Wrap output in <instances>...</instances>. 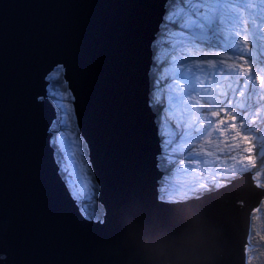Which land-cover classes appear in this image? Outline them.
<instances>
[{
	"label": "water",
	"instance_id": "obj_1",
	"mask_svg": "<svg viewBox=\"0 0 264 264\" xmlns=\"http://www.w3.org/2000/svg\"><path fill=\"white\" fill-rule=\"evenodd\" d=\"M166 3L0 0V264H247L264 201L254 175L160 199L149 91ZM57 69L101 221L83 215L60 174L51 131L59 110L48 91Z\"/></svg>",
	"mask_w": 264,
	"mask_h": 264
},
{
	"label": "snow or ice",
	"instance_id": "obj_2",
	"mask_svg": "<svg viewBox=\"0 0 264 264\" xmlns=\"http://www.w3.org/2000/svg\"><path fill=\"white\" fill-rule=\"evenodd\" d=\"M154 47L160 49L157 61L168 66L161 76V80L169 82L166 91L158 90V95H167L169 100L167 109H162L166 112L161 126L164 153L159 165L165 172L163 185L206 188L200 173L214 176L219 173V166L203 167L197 172L179 162L190 160L197 165H212V161L199 159L192 148L216 123L209 118V113L227 109L234 113V120L239 119L238 131L246 133L253 131L254 121L259 122L257 131L264 125L260 117L264 112V105L260 103L264 100V81L261 89L255 84L264 75V0H167L161 33ZM217 53L227 56L221 60ZM238 57L254 65L256 73L241 79L242 66L233 59ZM204 63L208 67H202ZM220 88L224 90L217 91ZM237 95L243 96V100H237ZM229 127L237 128V125L233 123ZM58 160L74 199L86 217L95 220L100 214L99 207L84 203L93 197L85 190L88 173L82 153L77 163L66 159L58 150Z\"/></svg>",
	"mask_w": 264,
	"mask_h": 264
},
{
	"label": "rangeland",
	"instance_id": "obj_3",
	"mask_svg": "<svg viewBox=\"0 0 264 264\" xmlns=\"http://www.w3.org/2000/svg\"><path fill=\"white\" fill-rule=\"evenodd\" d=\"M156 42L157 40L152 45L153 57H154L153 65L159 68L160 71L159 73H157L158 76L154 77V81L151 82V77H150V89L153 90L152 91L153 100L155 98V101L160 102L164 98L165 103L163 105L164 106L163 108L167 109L169 105L168 96L158 95L157 86L158 84L160 85L163 83L159 91L160 92L166 91V86L168 85L169 82L166 79L161 80V76L165 74L166 68L168 66H166L165 64L159 63L157 61V56L160 55V49L154 47ZM154 50H155V53H154ZM226 56H227L226 53H217L218 59L222 60ZM233 59L242 66L239 69L241 79H247L249 76H252L256 73L255 66L251 65L250 62L246 63L242 57L233 58ZM170 63L172 62L169 61V66L171 65ZM201 66L208 67L206 63L202 64ZM219 66L224 67L223 64ZM59 70L62 75V70L61 69ZM261 81H264V75H261L259 79L255 80L257 89H261ZM174 83H176L178 86V82H174ZM66 89H67V86H66ZM222 90L224 89L223 88L217 89V91H222ZM262 91H264V89H262ZM235 98L237 100H241V101L243 100V96L237 95ZM71 101H72V98L70 97V94H69V98L68 96H65V95H57L56 97V103L61 113V123H62L61 130L59 131L60 133L57 136V142H58L57 148L60 149L61 153L66 157V159L76 160L77 163H79V160L81 159V153H82V158L86 162V168H87V173H88V176L85 181V184H86L85 190L91 194V175L92 174L90 173L91 171H90L88 162L86 158L84 157L82 141L77 136L76 131H74V129L76 128H75V123H74ZM189 102L192 103L193 101L190 99ZM260 103L264 105V100H261ZM150 107H152V105H150ZM196 107L199 108L200 105L196 104ZM163 108H161V112L164 115H166V112L162 111ZM214 111H215V114L209 113V118L216 121V123L213 124L212 129H211L213 135L212 133H209L210 136L208 139L206 140L201 139L197 144L192 145V148L199 154V159L201 160L206 159V160L212 161L213 162L212 165L210 166L197 165L195 162L190 161V160H182L179 162L180 165L186 168L196 169L197 172H199V170L203 167L215 168L216 166H219V173L214 174V176H207L204 173H200V175L203 177L201 182L207 185L206 188L213 186V185L219 186L221 182H223L225 179L229 177H234L235 175L238 176V174L241 172L248 174L247 172H252V171L253 172L251 175H254L253 179L257 181L255 185L258 187L260 184L263 183L262 176L264 175V156L259 158L257 156V153H260L262 149H264L263 147L264 141L263 142H258L257 140L254 141L253 135L261 138V136L264 135V125H260L261 130L257 131L256 129H257V125L259 122L254 121L252 124V128H253L252 132L246 133L242 130L238 131L240 121L238 118H236L235 120L233 119L234 113L228 112L227 109H214ZM164 117L165 116L161 115L160 112L157 113V118L161 122V126L164 122ZM260 117L261 119H264V112L260 113ZM233 123L237 125V128L229 127V125H232ZM161 126L159 127L160 135H161ZM245 127H247V124L245 125ZM216 137H218V139ZM161 141H162V137H161ZM234 145L238 148V149L236 148L235 152L233 151ZM258 148H259V151H258ZM163 153H164V148L162 145V156H163ZM55 156H56L57 163L60 164V174L62 178L64 179V181L67 183V187L69 191H71L70 183L65 180V177L63 175V172H62L63 165L58 160V153ZM253 161H254V166H253ZM257 173L259 175H257ZM188 179H189V182H191V177H189ZM163 188H164V191L168 195L177 194L178 198L183 197L184 194L186 197L187 195H191L192 193L201 190L198 185L197 187L194 188L186 184H180L178 187H174V188L167 187L164 185ZM255 219H256L257 224L260 223L261 215L258 214Z\"/></svg>",
	"mask_w": 264,
	"mask_h": 264
},
{
	"label": "trees",
	"instance_id": "obj_4",
	"mask_svg": "<svg viewBox=\"0 0 264 264\" xmlns=\"http://www.w3.org/2000/svg\"><path fill=\"white\" fill-rule=\"evenodd\" d=\"M160 33H161V31H160ZM160 33L157 35V40L160 36ZM154 53H155V50H154ZM159 71H160L159 68H157L155 65L152 66V71L150 74L151 82L154 81L155 75L158 76L157 73H159ZM50 82H51V85L49 86L48 90H49V95H50L52 101L56 102L57 95H65V96H68V98H69V93L66 89L65 83L62 80V75H61L60 70L59 71L56 70L53 74H51ZM157 123H158V121H157ZM61 125H62L61 115L59 113V117H58L57 121L53 124V126L51 128V131L56 135V138H57L58 134L60 133L59 131L61 130ZM74 131H76V134L79 137L77 130L74 129ZM82 148L84 150V157L87 160L86 148H85L83 142H82ZM160 160H161V158H159V165H160ZM159 169L165 174L164 170L161 169L160 166H159ZM160 183H161V185H160V199L161 200L169 199L168 198L169 195L166 192H163L161 189L162 188L161 187L162 181ZM96 194H97V186H96V184L93 180V177L91 175V195H92L93 199L85 200L84 203L86 205H88L89 207H91L93 205L99 207L100 214L95 220H92V219H89L86 217V215L84 213V209L80 206V203L76 200L81 211H82V213H83V215L88 220L95 221V222L101 221L103 218V214H104L102 207L100 205H98L96 202ZM258 214L261 215L260 223H258L259 225L257 224L256 219H255ZM257 234H258V236H257ZM249 245H250V247H249V250L247 252L248 264H252V263L253 264H264V204H262L260 209L257 210L252 215Z\"/></svg>",
	"mask_w": 264,
	"mask_h": 264
},
{
	"label": "bare ground",
	"instance_id": "obj_5",
	"mask_svg": "<svg viewBox=\"0 0 264 264\" xmlns=\"http://www.w3.org/2000/svg\"><path fill=\"white\" fill-rule=\"evenodd\" d=\"M156 40H157V37H156ZM155 40V41H156ZM171 64V63H170ZM159 85V84H158ZM165 91V90H164ZM164 99L162 100V105H164ZM160 104V102H157V105H159ZM161 118V117H160ZM55 138H56V136H55ZM257 138V137H256ZM56 142H57V138H56ZM230 142V141H229ZM58 144V143H57ZM161 145V147H162V144H160ZM236 145V144H235ZM234 145V147H233V151L235 152L236 151V146ZM238 149V148H237ZM240 151V150H239ZM70 194H71V196H72V198L74 199V197H73V193H72V191H70ZM74 200H76V199H74ZM80 208V207H79Z\"/></svg>",
	"mask_w": 264,
	"mask_h": 264
},
{
	"label": "clouds",
	"instance_id": "obj_6",
	"mask_svg": "<svg viewBox=\"0 0 264 264\" xmlns=\"http://www.w3.org/2000/svg\"><path fill=\"white\" fill-rule=\"evenodd\" d=\"M160 33V32H159ZM264 136V135H263ZM263 136H261V137H263ZM258 151H259V148H258ZM257 151V152H258ZM264 155V154H263ZM255 171V170H254ZM253 172V171H252ZM252 172H247V173H251L252 174ZM246 173H244V172H241V173H239L238 174V176H235L234 178H237V177H239V176H241V175H245ZM165 176V175H164ZM164 176H163V178H164ZM163 180V179H162ZM262 181H264V175L262 176ZM260 186V185H259ZM264 186V185H263ZM164 201V200H163ZM262 203H264V201L262 202ZM247 264H248V261H247Z\"/></svg>",
	"mask_w": 264,
	"mask_h": 264
},
{
	"label": "flooded vegetation",
	"instance_id": "obj_7",
	"mask_svg": "<svg viewBox=\"0 0 264 264\" xmlns=\"http://www.w3.org/2000/svg\"><path fill=\"white\" fill-rule=\"evenodd\" d=\"M257 147H258V145H257ZM263 147H264V145H263ZM226 182H227V179H225L223 182H221V184H225ZM163 191H164V189H163Z\"/></svg>",
	"mask_w": 264,
	"mask_h": 264
}]
</instances>
